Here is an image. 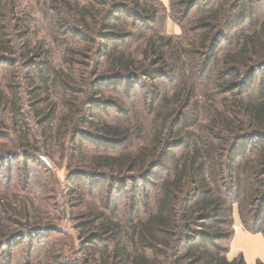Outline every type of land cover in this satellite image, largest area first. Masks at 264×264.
Listing matches in <instances>:
<instances>
[{
  "label": "trees",
  "instance_id": "trees-1",
  "mask_svg": "<svg viewBox=\"0 0 264 264\" xmlns=\"http://www.w3.org/2000/svg\"><path fill=\"white\" fill-rule=\"evenodd\" d=\"M56 7L63 15L57 22L60 33L81 38L65 42L72 43L63 49L58 67L48 60V50L41 54L40 48H30L23 20L15 24L21 33L15 38L7 24L13 21L14 0H0V71L2 65L13 66L15 52L25 63L24 72L2 70L0 75V127L14 135L8 136L12 144L0 142V175L11 172H2L8 162L29 158L22 148L32 147L22 96L27 92L31 106L44 104L38 113L46 114V121L59 109L37 91L61 89L66 95L60 113L55 126L42 131L44 139L60 135L65 145L69 124L73 143L82 137L79 122L88 123L103 145L68 144L70 162L77 156L88 168L74 169L72 177L100 176L110 195L127 185L132 192L126 220L114 216L117 204L107 196L103 208L83 203L76 216L81 237L75 249L63 241L56 258L64 262L59 264H67L66 255L80 253L84 264H246L242 254L227 259L226 253L234 236V204L244 230L264 238V0H170L167 16L181 25L177 36L160 29L167 11L160 0H56ZM131 42L138 43L135 49H128ZM90 52L99 60L83 79L74 67H82L81 56ZM31 54L43 56L42 61L26 63ZM78 80L91 93L85 107L75 94ZM139 83L145 90L136 110L151 113L146 128L142 122L95 114L104 106L133 110L135 102L126 106L121 99H131ZM105 91L117 99H95ZM77 183L71 190L81 186ZM149 183L154 198L146 192ZM20 204L0 202L4 264H13L11 248L18 241H32L41 232L64 234L52 225L12 234L6 223L29 221L27 203ZM48 248L42 264L53 263L56 241Z\"/></svg>",
  "mask_w": 264,
  "mask_h": 264
},
{
  "label": "rangeland",
  "instance_id": "rangeland-1",
  "mask_svg": "<svg viewBox=\"0 0 264 264\" xmlns=\"http://www.w3.org/2000/svg\"><path fill=\"white\" fill-rule=\"evenodd\" d=\"M160 1L167 9L166 14L162 17L160 23L161 31L165 35L169 36L179 35L181 33L180 23L173 21L169 16H167L170 0ZM14 3L16 9L13 21H10L9 19L7 21V24L8 27L11 26L10 29L11 32L15 35V38H17L18 35L21 34L20 31L14 30L15 24H17V22H19L20 20H23V24L29 28L27 36L30 41V48H40L41 54L42 50H48V60H50L56 67L62 66L61 62L63 49L66 47V45L72 43L69 42L68 44H65V42L67 40L80 41L81 38L75 34L63 35L60 33L61 31L58 27L57 22L63 17V15L59 14L60 9L56 7V0H14ZM137 44V42H131L128 49H135ZM223 44L224 42L221 44V46ZM42 58L43 56L38 59V56L31 54L26 59V63L34 61L39 62L40 60L42 61ZM81 58L86 65L83 64L82 67L76 66L74 68H77L78 71H82L84 73V79L87 75L85 74V71H91L94 61L98 62L99 57H97L95 60L94 55L90 52L89 55H87V58L82 56ZM10 59H13V61L15 60L13 66L10 67L11 65H2L1 69L3 71L10 70L11 74L15 73L16 71L19 72L20 70L24 72L23 68H25V63L21 65L24 59L22 60L21 57L16 54V52L13 54V56L10 57ZM43 60H47L46 56ZM2 70L0 71V75L3 73ZM79 76L80 75H78V77ZM87 80H89V78H87ZM35 82H38V80H35ZM142 85L143 83H139L134 87L135 91H133L131 99H121V101H125L126 106H130L131 102H135L136 106L133 110L126 109V111L118 112V110H115L114 107L104 106V111L99 109V113L95 114H104V117L107 115L106 118L109 120H112L113 118L125 121L129 120L132 124L135 125H138L142 122L144 128H146L148 121L151 119V113L143 115L139 113L138 110H136L141 104V96H139V94L142 93L143 90H145ZM74 90L75 94H77L79 102H81V105L84 104L85 107L86 103L91 97L88 85H85L84 82H80V80H78L75 84ZM54 92L56 91L52 92L51 90H49V92L45 93L43 92L42 88L37 91L39 97H45V99H48V101L55 102L56 107L57 109H59L60 113V100L63 94L66 95V93L62 94L61 89L57 93ZM115 96L116 95L110 93V91H105L102 98L96 96L95 99L103 101L105 99H115ZM119 96L122 98V94H120ZM33 100L34 99H32V101ZM22 101L24 102V112L27 120V127H24V129L28 131L27 139L30 143V146H32L22 148L26 150L25 154L28 155L29 158H33H31L30 160L29 158L24 160L21 156L17 161H10L8 162V164H5L3 166L4 170L2 172H5L7 170L11 172L8 175L4 173L0 175V202L2 199H5L6 201L8 200L12 206H17L18 208H20L21 201L27 203L26 206L27 212L29 214V221L27 219L21 218L20 223L22 225L18 223L6 224L9 225V230L12 231L14 229V231L11 232L14 235H16L18 232L28 231L29 229H32L36 226L44 225L57 226L59 229L63 230L64 234H61L57 231L51 233L41 232L37 234L32 241H27L28 239L18 241L11 248L12 261L13 264H42V262H44V254L48 251L50 242L53 241L54 243V241H56L57 250L55 251V253H53L54 255L52 257L54 261L52 264H59L61 261L64 262V259H62V257L59 259L56 258L57 254L60 251L59 248L63 245V241L67 242L68 240L67 244L69 245V248L75 249L78 238L81 237L76 229V226L78 224L76 216L78 212H81L83 210V203L84 206L88 205L90 207L103 208L105 203H107L106 198L108 197V202L113 199L117 204V211L114 216L116 215L115 217L126 220L127 206L130 205L129 196L132 194V192L129 191V186L127 185L122 190L116 187L115 189H113L112 194L110 195L109 192L107 193L106 182L102 179H99L100 176H96L98 178H94L91 180L87 178L72 177L75 173L74 169L82 168L83 170H88V168L85 167V163L81 162L77 156L76 159L70 162L69 156L71 153V149L68 144L70 143L71 147H73L77 146L79 142H82L84 143V146H87L88 148H91L92 145L100 147L103 144L97 141L99 140L97 139L98 137H96L98 136L97 133L93 132V130L88 127V123H82V121H80L79 125L76 128H81L82 137H77L75 142L72 143V141H69V124L66 126L67 131L65 133V145H62V138L60 135L54 140H46L44 139L42 131H50V129L55 126L57 121L56 118L59 113L56 114V116L53 115V117L48 118L46 121H43V118H45L43 116H45L46 114L42 116L38 113L39 111L42 112V110L44 109L42 108V105H44L42 102H39V104L37 103L36 105L34 103V106H31V98L27 95V92L22 96ZM46 104L47 103H45V105ZM74 119L77 120V117L74 116ZM11 132L12 131L7 129L6 127H0V142L12 144V139H8V136L9 138L14 137ZM83 136H85L86 138ZM88 138L92 139L88 140ZM42 144L47 145V148L49 150V153H47V155L45 152V148L42 149ZM135 145H137V142H135L132 146ZM23 149L15 148L16 151H24ZM121 149L123 148L119 147L117 148V150L112 151L118 152ZM9 150L13 151V146L8 147L6 151ZM75 154L77 155V153ZM88 174L89 173H87V175ZM77 182L81 183V186L73 189L75 190L74 195V191L71 190V188L75 187L76 184L79 186ZM146 187V192H149L150 197L154 198L156 194L154 185L149 183L148 185H146ZM71 191L73 197L71 195ZM136 196H139V191H136ZM68 199H70V201L73 203L69 204ZM137 200L141 201L139 197ZM142 205L143 202H141V204L139 205V215L144 214ZM136 209L137 208L135 207L133 215H135ZM2 214V206H0V216H2ZM232 216V228L234 234L236 235L239 230H242L244 233L248 234L250 238H252L249 241L250 245H247L246 247L245 254H242L241 251L239 252L238 250H236V255L242 254L245 261L246 259L248 261H246V264H255L258 260L264 262V248L260 244H258V242L253 241L259 237L258 235L257 237L254 236V233H250L244 230L240 222L235 204L233 205ZM233 239L234 238H232L229 242V250L226 253L227 259H231L232 253L236 252L234 249L235 243ZM244 246H246V244H244ZM6 250L7 249L5 247L0 248V264H4ZM2 252L4 253L1 255ZM84 258L85 257H83L82 253L71 256L66 255L65 262L67 264H84Z\"/></svg>",
  "mask_w": 264,
  "mask_h": 264
},
{
  "label": "crops",
  "instance_id": "crops-1",
  "mask_svg": "<svg viewBox=\"0 0 264 264\" xmlns=\"http://www.w3.org/2000/svg\"><path fill=\"white\" fill-rule=\"evenodd\" d=\"M257 235H258V237L259 238H256L255 240H253V241H256V242H258V244H260L263 248H264V240H263V238H262V236L260 235V234H254V236H256L257 237ZM234 239V243H235V251L236 250H238L239 252L241 251V253L243 254H245V251H246V247H247V245L249 246L250 244H249V241H250V239H252V238H250V236H248V234H246V233H244L242 230H239L237 233H236V235L234 234V237H233ZM257 239H259V240H257ZM248 242V243H247ZM241 244V245H240ZM244 244H246V246H244ZM234 251V252H235ZM237 254V251L235 252V253H232V255H231V259L235 256ZM230 259V258H229ZM263 260H264V258H263ZM246 261H247V259H246ZM248 262V261H247Z\"/></svg>",
  "mask_w": 264,
  "mask_h": 264
},
{
  "label": "bare ground",
  "instance_id": "bare-ground-1",
  "mask_svg": "<svg viewBox=\"0 0 264 264\" xmlns=\"http://www.w3.org/2000/svg\"><path fill=\"white\" fill-rule=\"evenodd\" d=\"M234 249H235V247H234Z\"/></svg>",
  "mask_w": 264,
  "mask_h": 264
}]
</instances>
